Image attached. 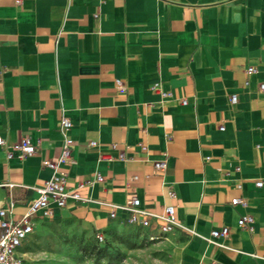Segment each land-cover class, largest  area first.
Segmentation results:
<instances>
[{
  "label": "crops",
  "instance_id": "1",
  "mask_svg": "<svg viewBox=\"0 0 264 264\" xmlns=\"http://www.w3.org/2000/svg\"><path fill=\"white\" fill-rule=\"evenodd\" d=\"M262 83L264 0H0V209L13 202L19 218L37 199L66 117L69 187L105 180L56 219L104 232L109 204L137 197L175 206L179 264H264ZM25 137L36 154L8 159ZM246 214L253 230L238 225Z\"/></svg>",
  "mask_w": 264,
  "mask_h": 264
},
{
  "label": "built area",
  "instance_id": "2",
  "mask_svg": "<svg viewBox=\"0 0 264 264\" xmlns=\"http://www.w3.org/2000/svg\"><path fill=\"white\" fill-rule=\"evenodd\" d=\"M257 70L254 67L248 69V74H254ZM124 89L122 83H118ZM155 90L160 91V86L156 85ZM260 90L264 92V83L260 85ZM231 102L236 104L238 96L232 95ZM186 104V101H183ZM72 121L64 117L61 121V131L63 140L61 145V156L57 161H45L44 166L51 169L53 174L50 179L45 181L44 185L38 187V197L31 207L19 218L13 217L14 203L10 202L6 207L0 209V264H25L24 247L30 237L35 233V228L40 221L55 220L61 210L67 207L70 200L82 202L87 200L83 196V190L94 183H103L104 177L98 173L93 181L78 183L71 188L68 184V174L61 170V166L73 161L74 139L70 135ZM97 142H90V146H96ZM0 146H6L5 139L0 135ZM7 151L8 159L18 153L22 157L36 154L37 149L29 137L22 139L20 143L14 144ZM124 158V155L121 156ZM167 167L165 161L155 163L157 172H163ZM12 188L13 184H8ZM258 188L264 186L263 181L256 183ZM171 198L176 199V193L173 189L169 191ZM232 205H243L247 207L244 199L232 200ZM109 217L114 221L121 222L129 227L136 229L140 237L148 242H157L170 237L180 226L176 220V208L173 205L165 206L163 213L159 214L143 207L142 202L137 197H132L125 204H109ZM254 217L246 214L239 219L238 225L241 228L253 230ZM230 235V229L227 227L221 230L212 231L211 237L227 238ZM97 239L103 243L105 236L98 232ZM216 264V263H212Z\"/></svg>",
  "mask_w": 264,
  "mask_h": 264
},
{
  "label": "rangeland",
  "instance_id": "3",
  "mask_svg": "<svg viewBox=\"0 0 264 264\" xmlns=\"http://www.w3.org/2000/svg\"><path fill=\"white\" fill-rule=\"evenodd\" d=\"M100 243L97 231L70 218L40 221L24 247L25 264H179L168 239L148 242L114 222Z\"/></svg>",
  "mask_w": 264,
  "mask_h": 264
},
{
  "label": "trees",
  "instance_id": "4",
  "mask_svg": "<svg viewBox=\"0 0 264 264\" xmlns=\"http://www.w3.org/2000/svg\"><path fill=\"white\" fill-rule=\"evenodd\" d=\"M121 223V222H120ZM123 224V223H122ZM103 234L105 233V231L104 232H102ZM97 234H98V232H97ZM105 236V235H104ZM105 241V240H104Z\"/></svg>",
  "mask_w": 264,
  "mask_h": 264
}]
</instances>
